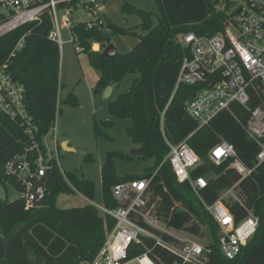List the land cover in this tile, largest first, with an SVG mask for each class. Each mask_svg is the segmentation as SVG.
Instances as JSON below:
<instances>
[{"label": "trees", "instance_id": "1", "mask_svg": "<svg viewBox=\"0 0 264 264\" xmlns=\"http://www.w3.org/2000/svg\"><path fill=\"white\" fill-rule=\"evenodd\" d=\"M161 14L157 23L153 13L125 2L122 9L138 13L146 34L136 46L115 57L94 49V43L106 45L110 32H130L113 22L105 27L79 22L72 34L83 52L100 71L98 89L119 84L128 74L137 73L130 89L109 103L110 111L118 118H129L132 124L127 134L142 150L140 161H152L142 172L121 175L116 158L129 157L122 150L108 153L102 166L104 204L112 209L124 206L113 188L120 182L152 178L148 187V208L169 228L183 230L203 239L205 254L200 264H264V161L257 163L261 146L249 137L244 122L246 109L233 103L198 129V122L187 112L188 103L203 87L201 84L181 83L177 79L185 57L191 48L179 39L194 33L211 37L223 31L231 22L234 0H157ZM225 4V5H224ZM232 11V12H231ZM52 18L46 13L42 21L22 25L0 37V65L7 63L15 81L25 88V103L32 117V130L20 118L12 119L0 112V179L23 193L16 178L5 173V164L21 153L33 139L42 140L55 124L58 92L61 83V49L49 37ZM23 47L13 51L19 41ZM78 104L71 92L66 98ZM111 128L114 122L106 120ZM97 132L104 133L96 124ZM222 140L234 145L245 165L255 167L251 175L242 179L232 166L233 159L216 164L211 151ZM186 142L199 156L200 163L191 169V176H203L207 186L195 190L189 182H180L171 163L165 160L170 153L168 142ZM91 155L86 156V160ZM46 204L27 209L25 196L9 200L0 196V264H86L92 262L104 246L116 219L104 215L89 203L83 206L60 208L57 197L61 193L80 192L90 200L96 195L95 183L75 171H62L55 163L46 178ZM233 189L234 194L228 191ZM221 199L237 222L249 213L259 217V227L235 258H228L221 249V226L207 206ZM139 222L165 240L178 243L172 235L153 228L142 218ZM148 253L156 264H193L157 243L152 236L142 234L134 241L126 260Z\"/></svg>", "mask_w": 264, "mask_h": 264}, {"label": "built area", "instance_id": "2", "mask_svg": "<svg viewBox=\"0 0 264 264\" xmlns=\"http://www.w3.org/2000/svg\"><path fill=\"white\" fill-rule=\"evenodd\" d=\"M106 0H0V37L27 23L42 21L46 13L52 18L49 37L63 46L62 30L79 23L106 27L103 15H97L92 21L74 22L80 11L97 13ZM230 24L211 37H200L194 33L181 37V42L189 45L191 55L184 58L177 79V86L201 84L203 87L187 105V112L198 122V129L207 126L219 113L230 110L233 103L242 105L248 112L244 127L250 138L255 140L261 150L257 163L264 161V0H234ZM231 11V12H232ZM73 41L74 36L72 34ZM23 47L20 40L12 54ZM95 49V45L93 44ZM83 51L84 47H77ZM25 88L15 81L8 70V64L0 65V112L12 119L20 118L28 132L32 133V117L25 103ZM61 103L58 92V108ZM55 124L42 140L33 139L23 152L14 155L5 164V173L14 177L23 187L26 208L35 207V188L41 176L48 175L56 163L60 165V143ZM53 134L55 147L47 141ZM170 153L168 160L180 182H189L195 190L207 186L203 176L193 178L191 169L200 163L199 156L184 141L180 144L168 142ZM211 160L221 164L233 159L232 166L241 174L242 179L253 173L255 167H249L239 157L236 148L227 140H222L210 153ZM152 178L133 179L120 182L113 192L124 206L112 209L105 204L89 200L104 215L116 219L114 229L95 259L86 264H156L148 253L127 261L128 249L134 241H140L141 235L152 236L157 243L179 254L184 262L200 264L205 247L198 240L180 237L169 230L179 242L165 240L161 235L143 226L142 218L148 225L163 231L160 218L148 215V187ZM234 194L233 189L228 191ZM89 199V198H88ZM208 211L221 226V249L228 258H235L253 237L259 227V217L254 213L237 222L221 199L207 206ZM164 232V231H163Z\"/></svg>", "mask_w": 264, "mask_h": 264}, {"label": "rangeland", "instance_id": "3", "mask_svg": "<svg viewBox=\"0 0 264 264\" xmlns=\"http://www.w3.org/2000/svg\"><path fill=\"white\" fill-rule=\"evenodd\" d=\"M238 1L240 2V0ZM125 2L152 12L154 22L157 23L161 14L160 4L157 0H106L97 13L89 10L80 11L74 22L92 21L96 19L97 15H107L120 29L130 30L127 33L110 32V40L118 51L128 52L136 46L140 36L146 34L147 31L141 27L143 19L140 14H129L122 9ZM106 30L108 31V28ZM183 36L180 35L179 39ZM62 37L64 43L61 47V103L56 114L55 126L58 130L57 138L60 144L62 141H68L71 150H66L63 146L60 147V165L63 171H75L92 180L96 187L93 201L104 204L102 166L107 160L109 152L122 150L129 155V157L115 159L118 172L121 175L142 172L145 167L152 164L151 160L140 161L138 159L136 151L140 148L127 134V127L132 124V120L118 118L109 109V103L116 100L121 93L128 91L138 74H128L119 84L112 86L111 93L106 96V89L97 87L100 71L90 61L87 53L78 51L79 43L73 41L71 29H63ZM95 47L97 49L98 45ZM104 47L101 44L102 50ZM71 92L78 98L77 105L65 101ZM106 120L113 121L114 125L108 128L105 125ZM97 123L109 133V136L97 132ZM47 141L52 148L55 147L53 134L48 136ZM88 155H91V158L86 160ZM23 194L10 183H4L0 179V196L2 198L13 200ZM89 200L80 192L61 193L57 197V206L60 208L83 206L89 204ZM146 213L149 216L153 215V206L147 207ZM159 224L164 232L169 230L175 235L193 238L204 244L202 238L195 237L183 230L169 228L162 219Z\"/></svg>", "mask_w": 264, "mask_h": 264}, {"label": "water", "instance_id": "4", "mask_svg": "<svg viewBox=\"0 0 264 264\" xmlns=\"http://www.w3.org/2000/svg\"><path fill=\"white\" fill-rule=\"evenodd\" d=\"M103 18L105 19V22L107 24V26H109L112 21L111 19L107 16L103 14ZM119 53L118 49L116 48V46L112 43V41L110 40V38H107L106 40V45L104 47L103 50V55L107 56L109 58H113L115 57L117 54ZM113 87L111 85H109L106 88V96L109 95L112 91ZM136 153L139 155L142 153L141 149H138L136 151ZM46 178L47 175L45 176H41L37 182L36 188H35V194H36V200L34 202L35 206L41 207L44 206L46 204Z\"/></svg>", "mask_w": 264, "mask_h": 264}, {"label": "crops", "instance_id": "5", "mask_svg": "<svg viewBox=\"0 0 264 264\" xmlns=\"http://www.w3.org/2000/svg\"><path fill=\"white\" fill-rule=\"evenodd\" d=\"M94 45H98L97 49H101V44L100 43H94ZM95 49H96V47H95ZM61 146H63L66 150H71V146L69 145L68 141H62L61 144H60V147ZM132 263H134V262H132Z\"/></svg>", "mask_w": 264, "mask_h": 264}]
</instances>
